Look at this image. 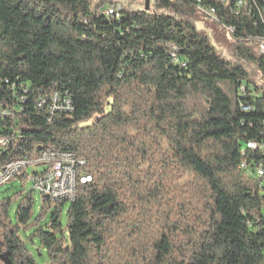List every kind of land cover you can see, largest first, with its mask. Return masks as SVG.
I'll return each instance as SVG.
<instances>
[{"label": "trees", "instance_id": "trees-1", "mask_svg": "<svg viewBox=\"0 0 264 264\" xmlns=\"http://www.w3.org/2000/svg\"><path fill=\"white\" fill-rule=\"evenodd\" d=\"M151 4L116 19L112 0H0V170L83 162L75 200L43 197L36 218L33 190L0 199L7 264H38L29 243L50 264H264V0ZM210 10L259 81L185 21ZM54 94L73 110L37 109Z\"/></svg>", "mask_w": 264, "mask_h": 264}, {"label": "built area", "instance_id": "built-area-1", "mask_svg": "<svg viewBox=\"0 0 264 264\" xmlns=\"http://www.w3.org/2000/svg\"><path fill=\"white\" fill-rule=\"evenodd\" d=\"M150 3L154 0H148ZM238 6H243L246 0H237ZM122 9L111 8L106 11L107 16L119 19ZM206 16L210 17V12H203ZM216 21V19H214ZM258 49L260 53L264 54V42H258ZM170 56L175 62H178L177 48L173 47ZM185 66V64H183ZM244 92L245 89L242 88ZM37 109L50 115L59 113H67L73 110L72 102L67 97H62L60 94H54L49 97H41L37 104ZM241 110L244 113H250L253 107L250 104H242ZM2 116H7L8 111L1 112ZM9 143L7 138H0V149L6 148ZM250 148H255V145L249 144ZM83 165L76 159L74 154L70 153H43L40 158L33 160L30 158H21L13 160L6 164L0 170V186H4L13 181L16 177H26L32 182V189L34 192L43 197H47L52 201L59 200H75L76 196V169L78 166ZM43 166V175L33 176L28 173L30 167ZM246 165L244 164V169ZM264 172L260 169L257 172V177H263ZM90 181L89 177H82L81 182L86 183Z\"/></svg>", "mask_w": 264, "mask_h": 264}, {"label": "rangeland", "instance_id": "rangeland-1", "mask_svg": "<svg viewBox=\"0 0 264 264\" xmlns=\"http://www.w3.org/2000/svg\"><path fill=\"white\" fill-rule=\"evenodd\" d=\"M147 0H112L114 3L113 6L108 7L111 8H121L127 11L136 12V11H144L146 7ZM151 6V11H154V5L149 2V9ZM185 21L190 23L192 27L207 40L210 46L215 50V52L224 60L228 61L231 64H239L242 66L248 74L254 78L256 81H259V73L253 62L248 61L245 58H242L238 55L237 42L238 40L234 37L233 32L228 28L219 23H217L213 17H208L202 15L201 13H195L189 17H185ZM243 46L248 47V43L246 41H241ZM250 52L253 56L258 55V51L255 47H249ZM44 170L43 166L40 167H30L28 169V173L32 175L34 172H42ZM32 182L30 179H19L16 177L12 182L0 186V199L11 197L18 192H30L32 191ZM33 196L35 199L34 207H33V218H36L41 211L42 206V198L40 194L33 192ZM17 208V204H14L10 216L13 222H15V211ZM66 209L62 216V223L66 225ZM48 219V218H47ZM29 248L31 253L35 256L36 262L38 264H50L48 254L45 250L41 249L39 253L37 250L39 248L38 245H31L29 243ZM0 264H7L4 255L0 254Z\"/></svg>", "mask_w": 264, "mask_h": 264}, {"label": "bare ground", "instance_id": "bare-ground-1", "mask_svg": "<svg viewBox=\"0 0 264 264\" xmlns=\"http://www.w3.org/2000/svg\"><path fill=\"white\" fill-rule=\"evenodd\" d=\"M207 12H210V15H214V11L213 10H210V11H207ZM260 42H264V39H261L259 40ZM40 175H43V174H40Z\"/></svg>", "mask_w": 264, "mask_h": 264}, {"label": "water", "instance_id": "water-1", "mask_svg": "<svg viewBox=\"0 0 264 264\" xmlns=\"http://www.w3.org/2000/svg\"><path fill=\"white\" fill-rule=\"evenodd\" d=\"M145 5H146V7H145L146 8V11H149V1L148 0L146 1V4Z\"/></svg>", "mask_w": 264, "mask_h": 264}]
</instances>
